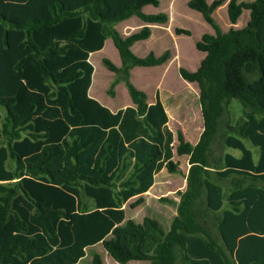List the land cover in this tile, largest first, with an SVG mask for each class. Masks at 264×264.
<instances>
[{"label": "trees", "instance_id": "trees-1", "mask_svg": "<svg viewBox=\"0 0 264 264\" xmlns=\"http://www.w3.org/2000/svg\"><path fill=\"white\" fill-rule=\"evenodd\" d=\"M221 4L188 2L215 34L195 43L204 53L195 71L178 70L199 90L203 131L194 145L178 131L175 145L158 93L148 104L128 80L132 68L166 55L131 52L148 26L126 37L112 28L132 16L165 24V14L142 12L159 0H0V264H77L97 244L116 264H264V0H229V23L243 11L248 20L226 33L211 16ZM107 39L120 66L102 63L131 101L116 112L88 95L89 55ZM232 100L242 106L234 124ZM221 129L224 149L238 157L213 156ZM174 148L190 167L169 229L151 217L126 221L124 205H141L161 170L179 172ZM212 175L229 181L227 195ZM91 264H102L99 254Z\"/></svg>", "mask_w": 264, "mask_h": 264}, {"label": "rangeland", "instance_id": "rangeland-1", "mask_svg": "<svg viewBox=\"0 0 264 264\" xmlns=\"http://www.w3.org/2000/svg\"><path fill=\"white\" fill-rule=\"evenodd\" d=\"M191 0H159L157 7L145 6V14H165L168 20L165 24L151 28L152 37L146 41H140L134 45L132 51L136 56L145 58L148 55L159 57L166 55V62L158 66L148 68L134 67L129 72L128 80L132 85L142 91L148 102H152L157 92L160 101L167 109L169 123L168 128L174 135V144L176 145V134L181 131L184 139L194 145L198 142L203 131V121L200 113L199 90L194 83H188L182 80L178 70L183 68L187 71H195L200 61L204 57L195 49V43L200 40L203 34L214 35V29L209 26L202 16L188 8V2ZM215 0H206L211 4ZM229 0H222L213 13L212 18L220 33H226L229 29H241L248 20V12L243 11L236 25H231L227 18L226 4ZM252 0H237V3H247ZM143 26H148L135 16L122 21L112 28L122 37L138 33ZM181 31V33H179ZM173 38H175L173 40ZM179 52V56H178ZM109 60L117 67L120 66V60L116 48L110 39L105 42L100 52L92 53L89 61L94 71L92 82L89 89V96L97 100L101 105L116 111L125 106H131L126 87L119 76L105 69L102 61ZM229 119L232 124L236 123L242 115V106L236 100H232L229 105ZM0 115L4 112L0 108ZM226 119V118H225ZM221 129L218 138L212 145L213 156H220L224 152H229L238 157L239 152L231 149H224ZM246 148L253 153L257 160L258 149L242 140ZM6 141L0 140V146H5ZM173 161L179 168L178 173H169L165 169L161 170L154 178V184L150 190L144 194L143 203L136 208H130V204L135 200H129L125 205V220H132L135 223H141L145 217H151L157 220L168 230L172 219L177 215L180 193L186 188V176L189 170V157L179 156L176 149L173 150ZM13 162H9L8 169L13 170ZM213 174V173H212ZM212 180L222 185L225 195L229 191V181L218 182L212 175ZM82 200L89 207L91 202L83 195ZM110 236L107 237L109 239ZM95 254H99L102 264H116L104 251L101 244H97L85 249V257L80 259L77 264H91ZM127 264H148L143 261H131Z\"/></svg>", "mask_w": 264, "mask_h": 264}, {"label": "crops", "instance_id": "crops-1", "mask_svg": "<svg viewBox=\"0 0 264 264\" xmlns=\"http://www.w3.org/2000/svg\"><path fill=\"white\" fill-rule=\"evenodd\" d=\"M143 8H145V7H143ZM143 8H142V12H143ZM144 13V12H143ZM141 21V20H140ZM144 23V22H143ZM144 24H146V23H144ZM148 25V27H149V29H150V34H149V37L146 39V40H148V39H150L151 37H152V35H153V33H151V28H155V27H150V26H158V25H162V24H147ZM116 31V30H115ZM128 36V35H127ZM175 38H173V40H174ZM108 40V39H107ZM106 40V41H107ZM146 40H143V41H146ZM105 41V42H106ZM112 42V41H111ZM140 42V41H139ZM139 42H136V43H139ZM136 43H134L132 46H131V48H130V50H131V52L134 50V45L136 44ZM104 45H105V43H104ZM104 47V46H103ZM103 49V48H102ZM101 51V50H100ZM100 51H98V52H100ZM94 53H96V52H94ZM118 53V52H117ZM133 53V52H132ZM92 54V53H91ZM90 54V55H91ZM134 54V53H133ZM90 55H89V58H90ZM135 55V54H134ZM178 56H179V52H178ZM118 57H119V55H118ZM138 57V56H137ZM89 58H88V61H89ZM120 60V59H119ZM90 62V61H89ZM112 63V62H111ZM116 66V65H115ZM117 67V66H116ZM144 68V67H143ZM145 68H148V67H145ZM106 69V68H105ZM107 70V69H106ZM109 71V70H108ZM110 72V71H109ZM131 72V71H130ZM90 89V88H89ZM88 95H89V91H88ZM94 99V98H93ZM154 101V100H153ZM152 101V102H153ZM152 102H148L147 101V103L148 104H151ZM162 103V102H161ZM162 105H163V103H162ZM125 107H127L126 105L124 106L123 105V107L122 108H120V109H124ZM163 107H164V110H165V112H166V115H167V117H168V113H167V109L165 108V106L163 105ZM107 108V107H106ZM120 109H118V110H120ZM110 110V109H109ZM118 110H116V111H118ZM110 111H112V112H116V111H113L112 109L110 110ZM168 123H169V117H168V122H167V126H168ZM169 129V128H168ZM171 131V130H170Z\"/></svg>", "mask_w": 264, "mask_h": 264}]
</instances>
